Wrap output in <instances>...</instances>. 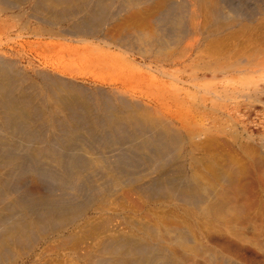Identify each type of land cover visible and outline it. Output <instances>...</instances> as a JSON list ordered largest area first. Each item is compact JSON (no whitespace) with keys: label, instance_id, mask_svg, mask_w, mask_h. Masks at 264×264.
Returning <instances> with one entry per match:
<instances>
[{"label":"bare ground","instance_id":"bare-ground-1","mask_svg":"<svg viewBox=\"0 0 264 264\" xmlns=\"http://www.w3.org/2000/svg\"><path fill=\"white\" fill-rule=\"evenodd\" d=\"M0 264H264V0H0Z\"/></svg>","mask_w":264,"mask_h":264},{"label":"rangeland","instance_id":"rangeland-1","mask_svg":"<svg viewBox=\"0 0 264 264\" xmlns=\"http://www.w3.org/2000/svg\"><path fill=\"white\" fill-rule=\"evenodd\" d=\"M254 117V116H253Z\"/></svg>","mask_w":264,"mask_h":264}]
</instances>
